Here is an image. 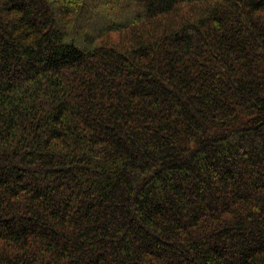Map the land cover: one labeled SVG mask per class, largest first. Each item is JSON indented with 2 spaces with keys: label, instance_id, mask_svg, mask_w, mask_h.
Instances as JSON below:
<instances>
[{
  "label": "trees",
  "instance_id": "trees-1",
  "mask_svg": "<svg viewBox=\"0 0 264 264\" xmlns=\"http://www.w3.org/2000/svg\"><path fill=\"white\" fill-rule=\"evenodd\" d=\"M0 264H264V0H0Z\"/></svg>",
  "mask_w": 264,
  "mask_h": 264
}]
</instances>
